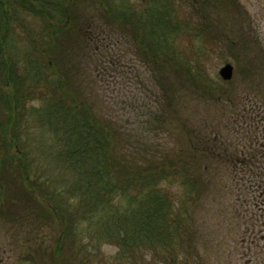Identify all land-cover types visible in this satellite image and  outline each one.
Returning <instances> with one entry per match:
<instances>
[{
    "label": "trees",
    "instance_id": "obj_1",
    "mask_svg": "<svg viewBox=\"0 0 264 264\" xmlns=\"http://www.w3.org/2000/svg\"><path fill=\"white\" fill-rule=\"evenodd\" d=\"M215 1L193 3L202 10ZM170 5V0H0V186L9 187L14 179L23 186L28 180L19 132L25 114H33L52 136L51 148L64 169L76 176L83 217H97L103 240H114L123 254L129 253L135 242L145 241V221L140 223L145 214L151 228H157L152 239L166 252L177 257L187 241L188 253L179 262L185 264L193 251L185 216L190 218L185 203L192 204L191 195L177 202L163 185L178 181L186 188L189 182L190 193L205 184L201 176L189 175L187 163L180 172L182 159L159 148L156 140L169 121L171 97L184 87L180 78H194L170 46L172 29H181L168 19ZM202 11L195 34L205 29ZM18 27L27 29L25 41ZM121 42L147 59L148 81L157 87L154 103L137 114V125L130 124L131 134L125 123L94 110L80 78L94 57L111 74H123L122 54L109 51ZM33 100L40 106L28 112L26 104ZM61 212L63 219L66 208Z\"/></svg>",
    "mask_w": 264,
    "mask_h": 264
},
{
    "label": "rangeland",
    "instance_id": "obj_2",
    "mask_svg": "<svg viewBox=\"0 0 264 264\" xmlns=\"http://www.w3.org/2000/svg\"><path fill=\"white\" fill-rule=\"evenodd\" d=\"M170 2L168 19L172 17L173 24L181 27L172 29L170 46L177 53V60L182 59V63L191 67L194 78H180L184 87L171 97L169 121L165 128L159 129L156 140L159 148L171 150L182 159L178 160L180 172L187 163L189 175L201 176L205 184L190 193L189 182L186 188L178 181L163 185L177 202L191 195L192 204L185 203L190 218L187 213L185 216L193 251L185 264H254L258 257H264V252L255 256V248L248 250L250 245L240 242L244 229L251 223L236 200L235 191L241 183L232 184L228 170L219 161L205 158L199 144L209 128H220L224 97L237 101L249 95L256 101H264V0H218L202 8L204 11L193 0ZM198 10L206 12L205 29L195 34L202 17ZM22 29L18 27V32L25 41L27 29ZM108 48H102V52L107 53ZM109 51L113 55L122 54L123 74H111L107 66L95 64L94 57L90 61L93 66L80 78L94 110L111 114L112 121L125 123L131 134L130 124L137 125V114L154 103L157 87L148 81L147 59L140 58L132 46L121 42ZM225 63L234 67L228 83L218 75ZM209 86L212 96L208 94ZM26 106L28 112H33L40 103L33 100ZM25 116L19 133L20 144L27 153L28 180L23 186L15 185L16 179L9 182V187L0 186V264L181 263L188 250L187 241L177 257L174 252H166L169 250L152 239L156 234L152 230L157 228H151L145 214L140 222L145 221V241L135 242L138 245L130 246L129 253L123 254L114 240H103L97 217H83L81 190L74 188L76 176L64 169L62 159L51 148L52 136L35 115ZM195 131L199 133L196 135ZM65 208L66 217L63 214L62 219L61 211Z\"/></svg>",
    "mask_w": 264,
    "mask_h": 264
},
{
    "label": "flooded vegetation",
    "instance_id": "obj_3",
    "mask_svg": "<svg viewBox=\"0 0 264 264\" xmlns=\"http://www.w3.org/2000/svg\"><path fill=\"white\" fill-rule=\"evenodd\" d=\"M233 73L234 67L231 78L224 80L218 70L224 83L232 79ZM208 89L212 96L210 86ZM223 101L221 126L218 130L209 128L203 134L202 152L205 158L219 161L228 170L232 184L241 183L235 191L236 200L251 223L244 229L240 242L249 244L248 250L255 248L257 256L264 252V101L249 95L237 101L224 97ZM254 264H264V257H258Z\"/></svg>",
    "mask_w": 264,
    "mask_h": 264
},
{
    "label": "water",
    "instance_id": "obj_4",
    "mask_svg": "<svg viewBox=\"0 0 264 264\" xmlns=\"http://www.w3.org/2000/svg\"><path fill=\"white\" fill-rule=\"evenodd\" d=\"M232 70L233 67L230 63H226L225 65H223L220 69H219V74L220 76L224 79H230L232 76Z\"/></svg>",
    "mask_w": 264,
    "mask_h": 264
}]
</instances>
